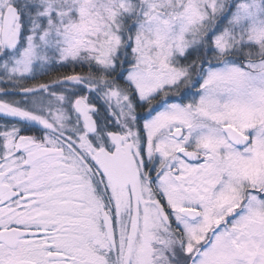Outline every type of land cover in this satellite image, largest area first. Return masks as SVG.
<instances>
[{
  "label": "snow or ice",
  "instance_id": "snow-or-ice-1",
  "mask_svg": "<svg viewBox=\"0 0 264 264\" xmlns=\"http://www.w3.org/2000/svg\"><path fill=\"white\" fill-rule=\"evenodd\" d=\"M0 264H264V0H0Z\"/></svg>",
  "mask_w": 264,
  "mask_h": 264
}]
</instances>
